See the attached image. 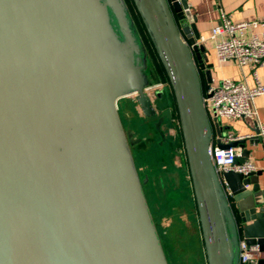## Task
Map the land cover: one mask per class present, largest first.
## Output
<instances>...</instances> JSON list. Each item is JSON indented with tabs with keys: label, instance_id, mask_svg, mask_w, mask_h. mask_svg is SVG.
Returning a JSON list of instances; mask_svg holds the SVG:
<instances>
[{
	"label": "water",
	"instance_id": "water-1",
	"mask_svg": "<svg viewBox=\"0 0 264 264\" xmlns=\"http://www.w3.org/2000/svg\"><path fill=\"white\" fill-rule=\"evenodd\" d=\"M131 2L0 0V264H170L119 106L133 97L159 115L148 41L173 94L208 264H242V239L264 251V170L218 172L210 154L215 142L242 148V164L260 137L220 141L205 102L214 64L188 0Z\"/></svg>",
	"mask_w": 264,
	"mask_h": 264
},
{
	"label": "rangeland",
	"instance_id": "rangeland-1",
	"mask_svg": "<svg viewBox=\"0 0 264 264\" xmlns=\"http://www.w3.org/2000/svg\"><path fill=\"white\" fill-rule=\"evenodd\" d=\"M150 60L148 90L160 114L144 118L132 97L119 101L120 112L126 129L140 138L132 149L141 177L148 178L146 193L170 264H208L181 131L174 119L167 117L161 125L164 139L156 127L162 112L173 110V103L171 95L164 91L166 83L156 81L152 73L156 60L153 53ZM158 92L162 98H157ZM210 111L214 113L212 108Z\"/></svg>",
	"mask_w": 264,
	"mask_h": 264
},
{
	"label": "built area",
	"instance_id": "built-area-1",
	"mask_svg": "<svg viewBox=\"0 0 264 264\" xmlns=\"http://www.w3.org/2000/svg\"><path fill=\"white\" fill-rule=\"evenodd\" d=\"M225 34L226 37L216 43L215 50L220 62L234 60L243 68L249 66L254 84L249 85L246 81H235L224 78L216 86L208 90L210 96H205L206 105L214 115L221 118H252L257 121V133L264 140V122L258 119L254 100L257 96L264 94V83L262 82L259 69L264 67V18L255 20L232 21L224 12L221 14V22L212 28L211 36ZM210 114L211 111H210ZM255 134L239 135L226 133L220 137V141L228 144L234 140L251 137ZM212 160L218 172L233 170L248 174L258 168L252 161L237 164L239 150L234 146L226 148L219 147L216 142L210 148ZM241 256L242 264H258L264 259V251L258 245H247L242 239Z\"/></svg>",
	"mask_w": 264,
	"mask_h": 264
},
{
	"label": "crops",
	"instance_id": "crops-1",
	"mask_svg": "<svg viewBox=\"0 0 264 264\" xmlns=\"http://www.w3.org/2000/svg\"><path fill=\"white\" fill-rule=\"evenodd\" d=\"M191 20L197 19V27L200 31V43H206L211 51L210 62L213 63L212 86L218 85L222 79L229 78L235 81H246L249 85L254 84V78L249 66L241 68L234 60L220 62L216 55V43L225 38V34L211 36L212 28L221 22V14L224 12L232 21L255 20L264 18V0H188ZM259 75L264 83V67L259 69ZM136 110L144 116L137 104ZM258 119L264 122V94L254 100ZM214 114V113H212ZM220 121L227 133L239 135L257 133V121L252 118H221ZM257 136V135H256ZM251 149L250 161L254 162L257 170H264V140L260 138L257 144L247 142ZM241 152L242 148H237ZM197 210V208H196ZM199 217V215H198ZM201 227V226H200Z\"/></svg>",
	"mask_w": 264,
	"mask_h": 264
},
{
	"label": "trees",
	"instance_id": "trees-1",
	"mask_svg": "<svg viewBox=\"0 0 264 264\" xmlns=\"http://www.w3.org/2000/svg\"><path fill=\"white\" fill-rule=\"evenodd\" d=\"M128 1L130 2L131 6H132L131 0H128ZM148 45H149L148 48H149L150 53L151 54L153 53V55L155 56V59H156L155 60V70L152 73L154 74V77H156V81H158V82H162L163 81V82L166 83L165 84L166 85V88L164 89V91L168 92L171 95L172 103H173V110H172L173 111V119L178 124V127L180 129V125H179V121H178V116H177V111H176V107H175V102H174V98H173L172 91H171L170 86H169V82H168L166 73H165L164 68H163L162 64L160 63V61H159V59H158V57L156 55V52H155L154 48L152 47V45L150 44L149 41H148ZM169 94H167V95H169ZM132 99L134 100L133 97H132ZM143 117L146 118L145 116H143ZM147 119H149V118H147ZM180 135L182 137V134H180ZM139 141L137 143H139ZM182 141H183V139H182ZM146 184L147 183L144 184V188H145ZM145 192H146V189H145ZM146 195H147V193H146ZM147 198H148V196H147ZM194 200H195V198H194ZM148 201H149V199H148ZM149 204H150V202H149ZM195 204H196V202H195ZM152 212H153V210H152ZM153 215H154V212H153ZM154 218H155V215H154ZM155 221H156V218H155ZM156 224H157V221H156Z\"/></svg>",
	"mask_w": 264,
	"mask_h": 264
},
{
	"label": "flooded vegetation",
	"instance_id": "flooded-vegetation-1",
	"mask_svg": "<svg viewBox=\"0 0 264 264\" xmlns=\"http://www.w3.org/2000/svg\"><path fill=\"white\" fill-rule=\"evenodd\" d=\"M157 98H162V93L160 95H158ZM155 101V100H154ZM155 104H156V101H155ZM156 107H157V104H156ZM158 108V107H157ZM160 114V113H159Z\"/></svg>",
	"mask_w": 264,
	"mask_h": 264
}]
</instances>
